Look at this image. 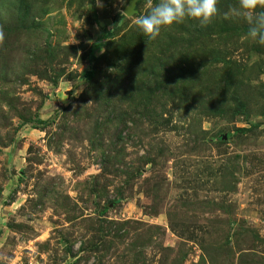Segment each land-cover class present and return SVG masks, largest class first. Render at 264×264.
<instances>
[{
  "label": "rangeland",
  "instance_id": "rangeland-1",
  "mask_svg": "<svg viewBox=\"0 0 264 264\" xmlns=\"http://www.w3.org/2000/svg\"><path fill=\"white\" fill-rule=\"evenodd\" d=\"M19 1L0 0V264H264V45L223 18L238 0H218L207 30L185 19L155 39L133 24L147 0H22L14 14ZM120 37L170 69L164 85L179 78L139 129L79 102Z\"/></svg>",
  "mask_w": 264,
  "mask_h": 264
},
{
  "label": "trees",
  "instance_id": "trees-1",
  "mask_svg": "<svg viewBox=\"0 0 264 264\" xmlns=\"http://www.w3.org/2000/svg\"><path fill=\"white\" fill-rule=\"evenodd\" d=\"M20 7L22 9H27L28 1H19L18 7H16V9L14 10V14H17L16 10H19ZM217 7L219 10L222 9L221 6L217 5ZM11 16L12 15H10V18ZM214 19H217V16L214 17L213 20ZM218 21L219 24L223 25L220 26V28H225V21H223V19H219ZM11 27L12 28L10 30L8 29L7 32L8 36H11L15 32H21V36L22 34H24V32H22L21 30L19 31V27L21 28V24L18 23V28L13 26ZM202 27L207 30L210 28V23ZM28 28H30V26H28ZM231 30L232 28H230L229 31ZM222 32L225 31L222 30ZM140 36L144 38V36ZM126 39L120 37L118 41H107L104 51L98 56V59L96 58L93 61L92 68L84 71L83 77L86 81L87 89L85 88L80 93L81 101L79 102L81 104L80 106L82 107L83 105L84 107L83 101L87 99H90L91 101L96 100V105H100L99 107H96L97 110L104 111V113H106L103 119H101L103 123L105 122V125H111L112 123H115V125L121 126V128L126 129V124L127 122H129L131 125V129H136L138 127H141L140 124L142 122V119H153L156 118L157 115H159V117H162L160 108L164 105V95L169 98L172 91L179 92V87L175 88L176 84L179 82V78H177V80L173 84L164 85L162 79H160V73L161 75H163V72L168 74V71L170 69L163 70V72L160 73L156 72L150 61L151 55L145 51H143V53H141L139 56L135 57V54L134 56H132V50H135V53L139 54V51H137V48H139L138 44L132 45L133 41L129 42L126 41ZM1 49L4 50V47H2ZM50 52L52 53V51ZM49 57H51L50 54ZM135 59L137 69L140 68L138 69L140 70V72H137L139 73V75H137L136 78V81L138 83H124V75L127 73V71H133L135 69ZM100 61H104L105 63V67L103 68V70L98 66V63ZM148 63H150L151 65H149ZM186 70L187 66H180V68L178 66L177 69L174 70L173 76L170 77V81L176 76L177 72L184 73ZM142 71L148 72V74L145 76V72L142 74ZM63 72L64 69L61 68L58 74H55V76L52 77V83H55V79L59 75L61 76ZM7 76V71L3 69V67H0V78L4 80V83L6 82ZM99 77L100 79L98 80ZM157 77L161 80L162 84L159 83V81L154 82L157 80ZM176 77H180V75H177ZM222 90L227 93L229 90V86L222 88ZM117 101L125 102L126 106L122 109L119 108V105L117 103L116 108H114V103ZM66 111L71 112L72 114H76L78 108L74 106L72 109H68ZM62 118H64V114L62 115ZM27 120H29V118H27ZM218 138H221V135H219ZM109 143L113 146L108 144L106 146V151L102 153V155L104 156L103 158H106L107 160H113L114 158H116V155L119 151L118 148L114 147L113 142ZM120 170L124 171L125 169L122 168ZM123 171L120 172L122 173ZM140 244L143 245L142 243Z\"/></svg>",
  "mask_w": 264,
  "mask_h": 264
},
{
  "label": "clouds",
  "instance_id": "clouds-1",
  "mask_svg": "<svg viewBox=\"0 0 264 264\" xmlns=\"http://www.w3.org/2000/svg\"><path fill=\"white\" fill-rule=\"evenodd\" d=\"M218 0H147V12L137 16L133 24L150 39H155L164 26L182 23L185 19L198 20L201 26L212 22L219 14ZM264 0H238V7H230L223 13L224 19H243L249 25L248 37L264 45ZM4 33L0 29V44Z\"/></svg>",
  "mask_w": 264,
  "mask_h": 264
},
{
  "label": "water",
  "instance_id": "water-1",
  "mask_svg": "<svg viewBox=\"0 0 264 264\" xmlns=\"http://www.w3.org/2000/svg\"><path fill=\"white\" fill-rule=\"evenodd\" d=\"M126 14H130L132 12V9H131V3L128 4V7L127 9L125 10Z\"/></svg>",
  "mask_w": 264,
  "mask_h": 264
}]
</instances>
